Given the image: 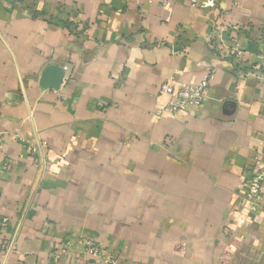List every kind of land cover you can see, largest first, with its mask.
I'll return each mask as SVG.
<instances>
[{
	"label": "crops",
	"instance_id": "crops-1",
	"mask_svg": "<svg viewBox=\"0 0 264 264\" xmlns=\"http://www.w3.org/2000/svg\"><path fill=\"white\" fill-rule=\"evenodd\" d=\"M0 32L6 264H87L79 237L116 255L98 264H264V198L246 193L264 0H0ZM50 64L65 79L41 90ZM212 69L207 101L156 114L163 83Z\"/></svg>",
	"mask_w": 264,
	"mask_h": 264
},
{
	"label": "built area",
	"instance_id": "built-area-1",
	"mask_svg": "<svg viewBox=\"0 0 264 264\" xmlns=\"http://www.w3.org/2000/svg\"><path fill=\"white\" fill-rule=\"evenodd\" d=\"M235 52L238 55L243 53L241 49H235ZM261 55L264 59V49ZM215 73V69L210 70L204 79L196 85L182 84L177 87L170 81L163 83L161 86V91L162 93L169 95L170 99L167 103L161 104L158 107L156 114H174L185 110L188 107L199 106L203 104L209 97L208 91L214 80ZM262 79L264 80V64L262 66ZM246 193L248 199L253 203L252 210L258 211L261 207L260 203L264 198V166L252 174L249 188L247 189ZM7 223L8 219L6 217H0V264H6L5 254L7 251H9V245H7L1 239V234ZM76 243L83 246L84 253L87 256V264H98L106 258H108L109 261L116 260V255L106 250L104 246L96 240L79 237L76 239ZM59 257L60 255L58 254L56 258ZM114 264L119 263L114 262Z\"/></svg>",
	"mask_w": 264,
	"mask_h": 264
},
{
	"label": "water",
	"instance_id": "water-1",
	"mask_svg": "<svg viewBox=\"0 0 264 264\" xmlns=\"http://www.w3.org/2000/svg\"><path fill=\"white\" fill-rule=\"evenodd\" d=\"M65 75H66V71L61 65L50 64L46 66L39 80L40 89L41 90L60 89L65 79Z\"/></svg>",
	"mask_w": 264,
	"mask_h": 264
},
{
	"label": "trees",
	"instance_id": "trees-1",
	"mask_svg": "<svg viewBox=\"0 0 264 264\" xmlns=\"http://www.w3.org/2000/svg\"><path fill=\"white\" fill-rule=\"evenodd\" d=\"M65 23H68L69 21L68 20H64ZM69 24V23H68Z\"/></svg>",
	"mask_w": 264,
	"mask_h": 264
}]
</instances>
